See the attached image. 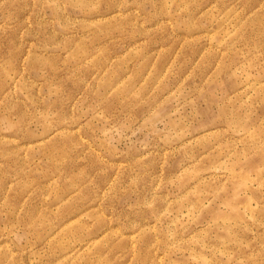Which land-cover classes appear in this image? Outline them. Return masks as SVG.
<instances>
[{
    "label": "rangeland",
    "instance_id": "rangeland-1",
    "mask_svg": "<svg viewBox=\"0 0 264 264\" xmlns=\"http://www.w3.org/2000/svg\"><path fill=\"white\" fill-rule=\"evenodd\" d=\"M0 264H264V0H0Z\"/></svg>",
    "mask_w": 264,
    "mask_h": 264
}]
</instances>
